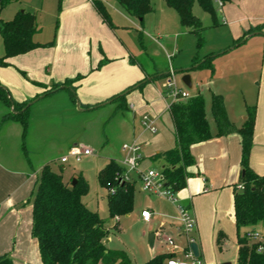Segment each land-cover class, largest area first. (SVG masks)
Wrapping results in <instances>:
<instances>
[{
	"label": "crops",
	"instance_id": "obj_1",
	"mask_svg": "<svg viewBox=\"0 0 264 264\" xmlns=\"http://www.w3.org/2000/svg\"><path fill=\"white\" fill-rule=\"evenodd\" d=\"M102 1L109 12L111 24L103 20L91 0H62L61 10L57 12L60 23L53 45L38 47L26 53L8 57L4 60L6 65H0V88H3V91H1L5 94V90L7 96L16 103L31 99L28 102L27 126L24 129L22 123L12 117L13 107L8 105L6 99L0 95V255L8 254L13 259L14 264H16V261H20L22 264H42L37 241L31 235L32 191L42 166L45 164L51 166L50 160L55 154L54 148L59 144L57 133L66 127L73 131L71 127L76 128L77 118L82 116L83 112L97 111L114 101L117 102L116 109L127 111L129 116L125 117L124 113L121 114L124 138L122 143L139 138L142 154L140 165L144 168L146 167L143 164L145 151L151 152L150 154L163 152L172 148L175 144L173 122L169 110L166 108L170 102V97L167 94L165 85L161 87L156 83L158 77L164 76L170 71L164 72L155 68L154 72L148 73L147 69L137 59L147 53V50H151L153 42L160 44L159 41L162 37L158 35L162 33L158 31L156 33L157 37L150 38L151 42L148 43V46L143 45L140 42L143 41L141 34H137L139 30L137 21H140V19L126 12L116 0ZM234 1V6L227 3L228 5H222L219 10L223 14L224 23L228 19L226 17L231 18L228 21L232 27L229 36L230 43H227V45L220 43L216 49H209L210 51L201 56L197 54L187 68H190V70L209 68L211 72L214 70V75L209 78L206 85L212 87L211 89L209 86L212 94H218L222 97L227 119L235 128H239L246 117L249 101L242 102V105L238 107L240 115L232 116L226 97L227 94L220 88L219 82L231 79L233 76L242 77L244 75L248 78L256 76L258 67L252 66L251 56L248 54L241 61L244 66L240 65V60L238 62L233 56H226L229 57L231 63L229 62L230 64L228 63L221 68L216 66L217 68L214 69L213 62L218 56L230 55V51L239 47L251 35L259 32L257 30L248 33L241 43L234 45L236 40L246 31L263 24L262 31L264 22L254 21L253 14L254 12L257 13L256 11L250 13L248 17L241 15L240 12L247 7L246 0ZM55 5L57 11V1ZM165 5H167L166 2ZM109 6L114 15L116 13L120 14L124 21H119L117 15L113 18ZM216 7H218L217 4ZM3 9L7 8L4 7ZM245 21L249 22V26L243 25ZM209 26L216 27L218 25L212 26L211 24ZM185 30L183 29L185 33H194L187 28ZM137 36L140 40L139 44L142 46L140 49L131 43V40L134 37L137 38ZM196 46L200 49L202 42L198 46L197 41ZM149 52L153 54L151 51ZM209 54H215L211 66L197 67L198 63L195 62L204 60V57ZM172 71L178 70L172 68ZM22 74H26V76ZM77 76H80V78L72 83L75 98L70 89L66 88H59L41 96L44 91L54 84L62 83L67 78ZM257 76L259 83L255 102L253 103L255 105V119L249 165L255 173L264 175V59ZM140 81H144L145 84L140 88H136ZM132 85L135 88L126 93L123 101L111 99L112 96L123 93ZM185 87L180 86L179 88L188 92ZM202 90L198 89L195 93H188L189 96H193L201 93ZM201 94L204 97V94ZM35 97L37 99L32 101V98ZM208 100L207 98V102ZM204 101L206 118L213 137L191 145L190 151L195 162L187 167L189 175L186 178V185L178 190L175 196L180 204L188 206L195 217L196 226L192 236L198 245L199 258L202 262L204 264H229L225 262L228 258H225L221 251L224 246L229 244L230 236L235 240L237 259L238 244L234 221L233 195L234 186L237 185L239 188L240 185L239 178L242 169L240 163L241 136L235 130L215 136L216 129H213L212 123L211 127L208 116L211 113L216 124L211 103L206 104L205 97ZM143 113L156 117V135L159 132L160 124L163 122V116L168 113L172 123V130H170L169 135L172 141L167 139L164 142L162 139L159 142L160 139H157V144L151 143L150 136L155 134L143 130L140 123ZM237 119L240 121L238 122ZM73 144H76L73 136L67 138L65 140L66 150ZM121 145L120 152L122 153ZM111 159L115 160L109 158L108 161ZM117 163L119 164V161ZM147 168L151 167L147 166ZM80 174L83 175L82 172ZM63 180L67 182L69 179L63 176ZM133 182L135 186L136 179ZM140 190L144 191L141 187ZM162 199L163 202L161 204L157 203L154 209L144 207L139 209L135 203L134 193L132 210L126 214L129 215L135 211L138 221L144 223L149 230H152L149 235L151 255L148 258L167 253V246L163 240L166 236L174 238L175 242L181 247L185 246V239L178 230L179 221L177 219L176 204L165 198ZM142 210L151 212L149 221L142 219L140 215ZM119 216L110 217L117 229H120L121 226ZM249 228L247 227L246 230H249ZM253 230L264 235V227L261 224L255 225ZM219 231L224 232L226 238L223 241L222 250L215 256L209 250L206 238L209 236L215 237L217 247L216 237ZM108 241V239L105 240L106 243ZM10 247L12 249H9Z\"/></svg>",
	"mask_w": 264,
	"mask_h": 264
},
{
	"label": "trees",
	"instance_id": "obj_2",
	"mask_svg": "<svg viewBox=\"0 0 264 264\" xmlns=\"http://www.w3.org/2000/svg\"><path fill=\"white\" fill-rule=\"evenodd\" d=\"M19 0H0V9ZM57 1V12L61 10L62 0ZM103 20L111 24L109 12L102 0H91ZM129 14L142 19L153 10L150 0H116ZM178 15L180 24L191 32H200L202 29L199 18L193 13L195 2L212 18V26L218 25L217 8L214 0H164ZM222 5L231 0H220ZM263 24L246 31L234 45L241 43L244 37L253 31H261ZM36 16L30 11L21 10L9 20L0 21V34L4 54L0 57V65H6V58L26 53L38 47L53 45V41L41 43L33 39L37 32ZM140 34V33H139ZM201 41H198V46ZM215 54H209L204 60H197V67L211 66ZM67 78L62 83H56L42 94L47 95L59 88L70 89L75 98L72 83L79 79ZM145 84L140 81L136 88ZM132 85L129 89H134ZM7 104L13 107L12 117L19 120L23 128L27 126L28 102H14L2 92ZM125 94H116L112 100L123 101ZM38 97V96H37ZM35 97V98H37ZM34 99V98H32ZM212 113L217 124V134L220 136L235 130L241 136V173L239 184L234 186L233 204L236 239L238 244L235 264H264V241H249L246 236L257 224L264 225V175L255 173L249 165V154L252 145L253 126L255 119V105L247 107L246 117L239 128H235L227 119L222 97L212 94ZM169 113L173 122L175 144L163 152L154 153L153 160H161V172L164 185L174 192L186 185L189 173L187 167L194 164L190 147L194 143L205 141L213 137L205 113V101L201 93H197L185 100L173 102ZM62 170V169H61ZM123 167L114 160L99 170L97 180L101 187L106 189V199L109 216L127 214L132 210L134 179L118 182L117 177L123 173ZM75 183L72 185V180ZM110 189H113L110 192ZM89 185L82 174H74L64 182L61 173L52 169L49 164L42 166L35 181L31 196L32 226L31 235L37 241L38 251L42 264H131L127 253L122 250L107 248L105 239L109 231L104 226V220L96 211L86 207L82 197L87 194ZM242 227H252L240 234ZM224 232L219 231L216 243L219 251L222 250ZM262 246L261 250L258 247ZM169 253L154 255L144 264H166ZM0 264H14L8 254L0 255Z\"/></svg>",
	"mask_w": 264,
	"mask_h": 264
},
{
	"label": "rangeland",
	"instance_id": "obj_3",
	"mask_svg": "<svg viewBox=\"0 0 264 264\" xmlns=\"http://www.w3.org/2000/svg\"><path fill=\"white\" fill-rule=\"evenodd\" d=\"M234 2V0H231L228 4L234 6ZM55 4L56 0H19L11 3L8 7H6V5L5 8L7 9H3L4 7L1 8L3 10L0 9V21L11 19L15 12L27 9L26 11L29 10L36 16L38 30L34 34L33 39L40 42L55 41L58 25L60 23ZM150 4L153 7V11L146 13L142 22L137 21L139 28L137 34H141L143 41H140L138 36L131 40L132 45L140 49L142 46L139 44V41L142 42L143 45L148 46V43L151 42L150 38L152 39L154 36L157 37L156 33H158V31L162 33L158 35L162 37L160 41L158 40L160 44L153 42L152 47L150 48L149 46L151 50H147V53L137 58L142 66L147 69L148 73L154 72L155 68L163 70L164 72H169L172 68H174V70L187 68L193 57L197 56V54L201 56L210 51L209 49H216L217 45L220 43L222 45L230 43L229 36L232 27L228 21L231 18L226 17V19H228L224 23L223 14L219 12L222 7H216L218 26L210 27L209 25L212 24V18L197 2H195L193 5V13L199 18L202 29L197 33H185L183 32V29L186 31L185 27L180 24L176 11L165 5L164 0H150ZM246 4L247 7L240 12L241 15L248 17L250 13L256 11L257 13L254 12L253 14L255 17L254 21L264 22V0H246ZM109 9L113 18L117 15L119 21H124L120 14L116 13V15H114L110 6ZM243 25L249 26V22L245 21ZM246 37L247 35L244 39ZM199 40L202 42L200 49L196 46ZM263 42L264 29L259 31L258 34L251 35L244 43L242 42L239 47L230 51L231 54L228 53L230 55L223 54L218 56L213 62L214 69L217 68L216 66L221 68L230 62V59H228L229 57L226 56H233L238 62L240 60V65H243L241 61L244 60L246 58L245 56L248 54L251 56L252 66L258 67L256 76L249 78L244 77V75L242 77L233 76L231 79L219 82L220 88L227 94L226 97L228 98L230 114L232 116L240 115L238 107L242 105V102H246V100L249 101L250 107L255 102L256 90L259 83L257 75L259 74L264 59ZM3 53L4 49L0 34V56L3 55ZM185 73L184 71L174 72L173 78L177 86L185 87L181 81V77ZM187 73L190 75L192 86L191 88L185 87V89L190 93H195L198 89H203L201 93L204 94L206 104L211 103L212 90L210 91V85L206 84L209 78L214 75V70L211 72L209 68H199L189 70ZM22 75L26 76V74ZM170 77V73L158 77L156 81L157 85L161 87L166 85ZM206 97L209 99L208 102ZM116 105L117 102L115 103L114 101L101 107L103 109L100 108L92 112L85 111L82 116L77 118L79 123L77 122L76 128L71 127L73 131H70L69 127L60 130L57 133L59 144L54 148L55 154L52 160H50V163L54 171L61 173L62 176L65 178L67 177V179H70L74 174L83 173L89 185V190L83 197V203L88 209L96 211L104 220V226L109 231L108 237L106 238L109 241L107 243L105 242L106 246L110 249L125 251L131 259V264H144L150 259L148 257L151 255L149 235L152 233V230H149L144 223L138 221L135 211L129 215H120L119 224L121 226L120 229H117V227L114 226L113 219L109 216V209L105 198L107 191L101 187L97 181V172L108 159L114 158V161L117 163L122 156L120 145L124 138L121 114L124 113L126 117L129 116V113L125 110L116 109ZM208 116L210 125L212 127L213 124V129H216L217 134L218 128L214 123L211 113ZM237 121L239 122L240 120L237 119ZM159 128L157 135L153 134L154 136H150L151 143L157 144V139H160L158 140L159 142L162 141V139L164 142H166L167 139L172 141L169 136L170 130H172V123L168 113L163 116V122L160 124ZM71 136H73L76 144L89 147L93 153L89 157H83L79 162L69 159L68 162L61 163L59 160L60 156L67 152L65 140ZM150 153L151 152H144L143 164L146 166L145 168L148 166L153 169H159L161 167V160H153L150 156L154 153ZM134 187L135 203L139 209L142 207L154 209L157 203L161 204V202H163V199L157 195L148 191H141L139 181L136 180ZM261 226L264 227L262 223ZM246 229L247 227H242L240 229V234H243ZM233 232L235 233V231ZM206 241L209 250L212 251L213 255L217 256V254H219V249L215 245V237L212 238L209 236L206 238ZM9 249H12V247ZM221 252L225 255V258H228L225 262L235 264L236 252L234 238L232 239L229 236V244L224 246ZM16 264H22V262L16 261Z\"/></svg>",
	"mask_w": 264,
	"mask_h": 264
},
{
	"label": "built area",
	"instance_id": "obj_4",
	"mask_svg": "<svg viewBox=\"0 0 264 264\" xmlns=\"http://www.w3.org/2000/svg\"><path fill=\"white\" fill-rule=\"evenodd\" d=\"M218 6H222L220 0H214ZM170 78L167 80L165 88L167 89V94L170 97V102L167 104V109H170V105L173 102L179 100H185L189 98V93L185 90L180 89L173 78L174 72L170 71ZM156 117L149 115L148 113H143L140 118V123L144 131L150 134H155L157 132ZM122 157L119 160V165L123 167V173L120 174L117 179L118 182L130 181L136 179L139 181L140 187L144 191L151 192L159 197L165 198L171 203L176 204L179 221V232L183 235L185 239V246L181 247L175 242L174 238L166 236L163 238L164 243L167 246V253L171 254L170 257L166 259V264H204L199 256H195L191 244L195 242L192 233L196 226V220L188 206L180 204L175 193L170 187L164 185V177L161 169L153 168H143L140 165L142 161L141 145L139 143V138H134L129 142H124L121 145ZM93 151L86 146L73 144L71 145L66 154L61 156L60 162L66 163L69 159L75 162H79L83 157L92 155ZM239 187H241L239 185ZM113 189H110L112 192ZM144 221H149L151 217V212L149 210H142L140 213ZM116 218V217H115ZM249 241L263 242L264 237L257 231H248L246 233ZM262 246L258 247L261 250Z\"/></svg>",
	"mask_w": 264,
	"mask_h": 264
},
{
	"label": "water",
	"instance_id": "obj_5",
	"mask_svg": "<svg viewBox=\"0 0 264 264\" xmlns=\"http://www.w3.org/2000/svg\"><path fill=\"white\" fill-rule=\"evenodd\" d=\"M139 19L141 20V18H139ZM255 33H257V32H255ZM189 70H190V68H184V69H182V70H178V71H176V72H179V71H184V72H186L185 74L182 75V77H181V81H182V83H183L187 88H191V86H192L191 79H190V75L187 73V71H189ZM129 90H130V89H127L126 91H124L123 93H121V95L127 93ZM41 96H43V94H42ZM35 99H37V98H34L32 101H35ZM108 101H110V100H108ZM104 103H105V102H104ZM74 183H75V179L72 180V185H73ZM150 242H151V237H150ZM191 249H192V251H193V253H194L195 256H199V249H198V245H197L196 242H194V243L191 244Z\"/></svg>",
	"mask_w": 264,
	"mask_h": 264
}]
</instances>
